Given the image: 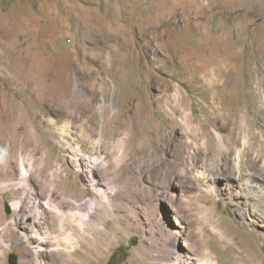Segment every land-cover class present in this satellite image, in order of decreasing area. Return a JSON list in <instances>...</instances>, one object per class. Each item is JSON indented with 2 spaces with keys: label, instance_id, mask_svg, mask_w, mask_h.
Returning a JSON list of instances; mask_svg holds the SVG:
<instances>
[{
  "label": "rangeland",
  "instance_id": "obj_1",
  "mask_svg": "<svg viewBox=\"0 0 264 264\" xmlns=\"http://www.w3.org/2000/svg\"><path fill=\"white\" fill-rule=\"evenodd\" d=\"M220 2L0 0V153L12 165L0 163V239L8 244L0 264L35 257L23 235L33 220L25 217L30 202L92 200L91 175L111 204L99 196L101 206L84 207L94 220L83 240L87 252L78 254L87 264H264V198L246 183L263 172L264 88L221 90L205 103L208 93L184 82L189 69L204 76L212 64L222 66L214 62L219 54L230 56L232 48L220 51V34L264 37V1L259 13L238 5L226 15ZM254 49L253 58L230 61L237 80L261 66L264 78ZM182 94L210 142L194 136L198 127L183 108L169 114L167 97ZM209 103L220 108L216 121L201 111ZM238 121L252 145L228 130ZM213 125L223 128L226 155ZM140 139L148 146L143 155ZM38 255L56 262L51 253Z\"/></svg>",
  "mask_w": 264,
  "mask_h": 264
},
{
  "label": "bare ground",
  "instance_id": "obj_2",
  "mask_svg": "<svg viewBox=\"0 0 264 264\" xmlns=\"http://www.w3.org/2000/svg\"><path fill=\"white\" fill-rule=\"evenodd\" d=\"M263 1L264 0H221L220 12L221 14L226 15L227 12H229L231 7L233 6L248 5L249 7L258 10L259 13L261 12V9H259V5ZM262 16L264 17V14ZM219 39L223 44V46L220 47L221 53H227L229 52L230 48H232L229 57H227L226 55L223 56L222 54H219L220 57H218L216 61H214L221 63L222 66L219 68H215L214 64H212V66L208 68L206 75L204 76L201 74H197L195 76L192 74V70L189 69L186 72L187 77L184 79V82L191 84V86H194L196 89H204L203 92L208 93L205 94L206 98L204 97L205 103H208L207 100L209 99L215 102L217 97L223 96L222 91L225 90L231 91L234 95L237 91L241 90L242 88H245L247 90V93L251 94L254 84H257L258 86L264 88V78L262 79L260 74L263 73L262 66L261 68L257 69L258 72L256 74L251 73L249 76L244 77L242 80H237V75H233L231 74V72H229L231 68L230 61H232V58H236L238 56L240 57L245 53H248V55L251 56L250 58H253L252 53L250 51L253 47H255L254 55L257 56L258 54H262L261 56L259 55V58L257 59H260V62L264 64V45H262L261 41L259 40L264 39V37L255 36L251 34L250 37H245L238 41H235L231 38L228 33H222L219 35ZM249 47H251L250 50L248 49ZM227 74L229 75L227 76ZM167 98V103L169 105V114L176 115L177 111L178 113H182L181 109L183 108L187 121H190L191 125H195L196 127H198L197 130L193 132L194 136H203L207 142H210L209 132L206 128H204L201 121L193 119L192 114L188 115L187 106L189 105V103L187 102V96L183 94L178 96L169 95ZM219 110L220 108L218 110H211V103L203 105L201 108V111L205 114V116L208 117V121L210 122L216 121V118L213 116H216ZM262 114H264V112H262ZM222 117H229V113L225 110V108H223ZM213 128L216 133L218 148L226 155V153L228 152L227 144L222 135L219 133L222 131L223 128L217 125H213ZM228 130L230 131L231 135H233L235 130H239V135L242 137V139H240L244 141V145L246 147L247 145H252L249 144V139L247 137V134H245L244 125L241 123V121L236 122L234 126H229ZM155 133L157 132L155 131ZM158 135L160 137V131ZM140 140L143 141L142 139ZM73 141L75 142V140ZM236 143L237 141H235V144ZM156 144L158 145V143ZM141 145L142 148L140 151L141 155H143L148 152V146L144 141L143 143H141ZM73 148L77 151L79 150V146L76 143H74ZM250 149L246 148L245 152L249 153ZM213 152L216 153V151ZM239 155H241V152L237 154L238 159H240ZM119 156L121 160L125 159L127 157L126 150H122ZM0 163L8 170L12 169L11 163L6 161L2 153H0ZM262 167L263 172L261 175H253L251 172H247L249 176H253L248 178L246 183L249 185L251 190H255L253 193L259 192L264 198V186L259 185L257 182L259 178L262 179V181L264 180V161ZM199 174V176L204 175V172H201ZM199 176H197L198 179L200 178ZM203 183L207 185V187H209L212 191H219L218 186L210 180H207V178L204 180ZM104 186L105 185L101 183L100 180L96 179L91 175L90 180L87 184V189L88 192L92 195V200H87L85 201V203H78L77 200L72 201L71 198L70 200L66 199V207L63 205V202H58L54 199H49L46 202H42L39 199H35L34 201L30 202V214L28 213V215H26L25 217L32 216L33 220L30 226V230L27 233H23V235L27 239L30 246H35V249L33 251L35 257L30 261L25 260L23 264H49L47 261H45V258L38 255V252L41 251L47 253V255L49 253L55 255L56 262H53L52 264H87V262L83 260L78 254L87 252L85 250V247L83 246V240L84 236L88 232L87 226L91 227L94 220L89 214H83L84 207L85 205L91 203H93V205L96 207L101 206L98 199L99 196H104L103 198L107 200L106 202L111 204L110 198L107 195V191ZM19 207L20 202L14 203V209H18ZM49 214H52L53 216L51 217ZM97 229L102 230L105 229V227L98 226ZM94 237L97 244L100 241L99 237L95 235ZM7 246L8 244L3 239H0V250ZM49 246L57 247L58 250L55 252L47 250ZM173 253L174 252L172 250H168L166 255L168 258H171L172 256H174ZM100 263V261H97L96 264ZM195 263V259L193 258H189V260L183 261H181L180 259H175L173 261V264Z\"/></svg>",
  "mask_w": 264,
  "mask_h": 264
}]
</instances>
